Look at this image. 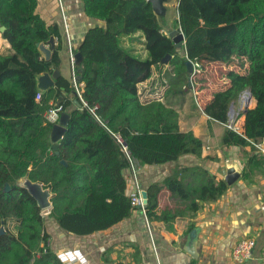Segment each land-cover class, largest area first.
<instances>
[{
  "label": "trees",
  "instance_id": "1",
  "mask_svg": "<svg viewBox=\"0 0 264 264\" xmlns=\"http://www.w3.org/2000/svg\"><path fill=\"white\" fill-rule=\"evenodd\" d=\"M82 3L85 16L103 25L89 28L76 48L82 55L75 75L79 98L72 82L61 76L47 92L36 86L37 76L59 66L58 26L43 21L37 0H0L1 36L9 44L0 54V264H63L51 249L42 211L18 184L21 179L50 190L48 215L60 231L84 237L130 217L135 208L124 171L131 164L136 169L176 163L184 155L199 157L202 141L178 124L177 106L188 99L195 110L224 125L231 105L238 108L248 92L255 106L239 113H244L242 135L225 128L222 145L251 147L243 181L264 174V155L255 147L264 141V0H178L183 55L146 0ZM51 38L54 49L45 61L37 45ZM194 64L200 73L194 74ZM212 64L224 66L213 79L224 83L213 87L210 100L199 108L194 93L211 89L206 67ZM54 108L68 115L56 150L50 140L55 124L44 116ZM228 189L200 166L177 165L162 182L146 187L144 216L170 228ZM163 190L172 207L160 210Z\"/></svg>",
  "mask_w": 264,
  "mask_h": 264
},
{
  "label": "crops",
  "instance_id": "2",
  "mask_svg": "<svg viewBox=\"0 0 264 264\" xmlns=\"http://www.w3.org/2000/svg\"><path fill=\"white\" fill-rule=\"evenodd\" d=\"M61 1L69 22L70 39L77 48L89 28L103 24L85 16L82 0ZM36 10L46 24H55L59 28L61 51L58 70L60 76L70 82L67 43L57 1L37 0ZM8 50L9 44L0 33V54ZM202 91L200 94H204L205 100L209 97V100L212 88ZM254 106L255 102L252 101L251 108ZM177 109L179 129L192 132L202 141L201 154L199 157L181 156L176 163L138 166L136 177L142 192L148 185L160 183L170 176L177 165L200 166L217 180H223L220 173L228 167L242 172L246 155L253 153L250 146L224 147V125L195 110L190 99L182 107L177 106ZM243 114L238 117L241 125ZM124 177L127 181L126 192L130 195L134 186L130 170L124 171ZM228 187L219 200L201 203L194 217L178 219L170 228L162 222L147 221L146 224L144 213L138 207L129 218L111 229L84 237L62 232L54 222L59 235L56 233L58 236L51 248L63 264H234L231 259L234 246L240 240L251 239L255 247L252 256L244 264H264V174L256 173L249 181L240 178ZM169 197V192L163 190L159 197L160 210L172 207ZM97 254L99 258H95Z\"/></svg>",
  "mask_w": 264,
  "mask_h": 264
},
{
  "label": "water",
  "instance_id": "3",
  "mask_svg": "<svg viewBox=\"0 0 264 264\" xmlns=\"http://www.w3.org/2000/svg\"><path fill=\"white\" fill-rule=\"evenodd\" d=\"M152 8V11L154 15L156 16L159 23H161L164 28H166L169 14H170V5H173L172 3L174 0H146ZM178 1V0H177ZM177 1H176V8H177ZM4 32V28L0 26V33ZM169 37L172 39L175 48L177 50L182 49L183 42H184V36L182 33L179 32V30H174L170 32ZM54 49V40L51 38L47 44L40 43L37 45V50L45 61H48L51 57L52 50ZM169 56L167 55L161 63H166L169 60ZM75 59L77 62H80L82 59V55L79 52H76ZM185 66L187 69V73L192 72V64L189 61L185 62ZM60 77V72L58 68L54 69V71L49 73H44L40 76H37L36 78V86L39 92H47L49 89L54 88L56 80ZM251 96V95H249ZM77 106L78 103L74 102ZM232 112V105L230 107L229 113ZM246 112V109L244 110ZM68 122V115L65 113H61L59 116L58 122L53 125L51 134H50V140L52 143L53 150L57 149V143L60 141L62 136L65 133L66 125ZM62 164H65L64 161H61ZM223 177L224 182L228 186H232L238 179L241 178V172L237 171L234 167H228L223 170L222 173H220ZM22 180V181H21ZM18 184L27 190L28 194L35 200L38 208L41 211H45L51 208V196L50 190L48 188H44L42 184L40 183H32L30 180L26 178L21 179ZM142 197V205L138 206L140 209H145L147 206V194L145 191L141 194ZM3 233V231H0V235ZM190 253V252H189ZM191 254V253H190ZM192 256V254H191Z\"/></svg>",
  "mask_w": 264,
  "mask_h": 264
},
{
  "label": "built area",
  "instance_id": "4",
  "mask_svg": "<svg viewBox=\"0 0 264 264\" xmlns=\"http://www.w3.org/2000/svg\"><path fill=\"white\" fill-rule=\"evenodd\" d=\"M57 1V5L60 11V21H61V25L63 27V34L65 35V40L67 43V51H68V58H69V68H70V73H71V82L72 85L74 87L75 90V94L80 98V92L78 90V85H77V79H76V67H77V61L75 59V54H76V50L74 47V44L72 42V40L70 39V29H69V22L67 21L65 12H64V8H63V4L61 0H56ZM193 67L195 68L194 70V74L195 72L200 73V66L199 64H194ZM82 86V84L80 85V87ZM41 94H38L37 98L39 99V96ZM250 94L248 92H245L239 100V106L240 109L238 108H233L232 112L229 113V119L228 122L226 124H224V127L227 128L228 130L238 134V135H242V128H241V124L238 122V117L240 116L239 113L244 111L243 103L245 102H249L251 103L253 101L252 97L249 96ZM248 109V107L246 108ZM46 120L52 124H56L59 120V116H60V109L59 108H54V109H50L48 110L45 114H44ZM117 141L122 144V140L120 138H117ZM256 149L264 154V141L259 143V144H255ZM130 172L132 174V180H133V191L130 193V204L131 207L136 208L139 205H142V188L140 187V184L137 182V177H136V173L137 170L133 167V165L131 164L130 167ZM144 209H142V212ZM145 222L147 224V220L145 219ZM255 247V243L253 240L251 239H243L240 240L232 249L231 251V259L232 262L234 264H244L247 260L250 259V257L252 256L253 250Z\"/></svg>",
  "mask_w": 264,
  "mask_h": 264
},
{
  "label": "rangeland",
  "instance_id": "5",
  "mask_svg": "<svg viewBox=\"0 0 264 264\" xmlns=\"http://www.w3.org/2000/svg\"><path fill=\"white\" fill-rule=\"evenodd\" d=\"M176 1L177 0H174V2L172 3L173 5H170V14H169V19H168V22H167V25H166V28H164V31H165V33H170V32H172V31H174V30H177V24H176V20H177V10H176ZM74 47H75V50H76V46H75V44H74ZM178 52H179V54L180 55H183V50H178ZM206 70H207V74H206V76H208L209 78H210V81H211V85H210V88H215L216 90H217V86H219V84H222V83H224L223 82V80H221V79H219V77H220V71H223L224 70V66H219V65H217V64H212V65H209V66H207L206 67ZM235 70H237V69H235ZM71 74V73H70ZM212 74H214V75H212ZM216 76H219L217 79H216V81L215 80H213L214 79V77H216ZM201 93H203V91L201 92ZM162 94V92H157V95H161ZM194 94H196V97H195V102H196V104H197V106L199 107V108H201L202 106H203V104H205L207 101H208V98H207V100H205L204 99V94H200L199 92H195ZM210 100V99H209ZM243 105H245V106H243V107H245L244 108V110L248 107V109L249 108H251V106H252V102L251 103H249V102H244L243 103ZM238 109H240V107H238ZM239 122V121H238ZM50 212V209H48V210H45V211H42V214L44 215V217H45V223H46V229L49 231V233H50V240H49V243H50V246L52 247L53 246V244H55V242H56V238H57V236L59 235V230L58 229H56V227H55V223H54V221H53V219L52 218H50L49 217V215H48V213ZM56 233L58 234V235H56ZM54 247V246H53ZM52 249V248H51ZM53 250V249H52ZM100 257V256H99ZM98 257V254H97V256H95V258H99ZM108 259H109V257H107Z\"/></svg>",
  "mask_w": 264,
  "mask_h": 264
}]
</instances>
